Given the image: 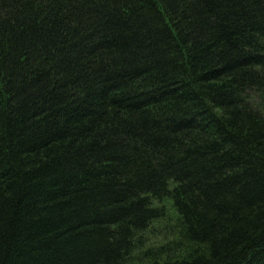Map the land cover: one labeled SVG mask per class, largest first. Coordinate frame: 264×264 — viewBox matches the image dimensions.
Instances as JSON below:
<instances>
[{"label": "trees", "instance_id": "1", "mask_svg": "<svg viewBox=\"0 0 264 264\" xmlns=\"http://www.w3.org/2000/svg\"><path fill=\"white\" fill-rule=\"evenodd\" d=\"M171 201L189 258L264 264V0H0V264H125Z\"/></svg>", "mask_w": 264, "mask_h": 264}, {"label": "rangeland", "instance_id": "2", "mask_svg": "<svg viewBox=\"0 0 264 264\" xmlns=\"http://www.w3.org/2000/svg\"><path fill=\"white\" fill-rule=\"evenodd\" d=\"M154 205L163 206L165 215L150 224L142 236V244L131 252L125 264H152L155 261L186 259L202 250V246L186 237L170 200L164 199Z\"/></svg>", "mask_w": 264, "mask_h": 264}]
</instances>
